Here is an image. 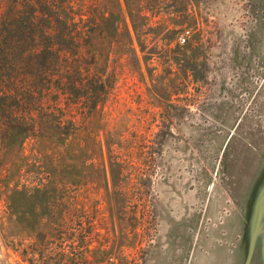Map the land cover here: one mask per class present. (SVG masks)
Returning a JSON list of instances; mask_svg holds the SVG:
<instances>
[{
  "label": "rangeland",
  "instance_id": "374dc122",
  "mask_svg": "<svg viewBox=\"0 0 264 264\" xmlns=\"http://www.w3.org/2000/svg\"><path fill=\"white\" fill-rule=\"evenodd\" d=\"M0 90V264L237 260L264 0H0Z\"/></svg>",
  "mask_w": 264,
  "mask_h": 264
},
{
  "label": "crops",
  "instance_id": "0c3cea01",
  "mask_svg": "<svg viewBox=\"0 0 264 264\" xmlns=\"http://www.w3.org/2000/svg\"><path fill=\"white\" fill-rule=\"evenodd\" d=\"M259 176L260 173L254 175L248 174L249 180L246 178L243 181L246 182L243 184V186L245 187V189L242 191L244 193V196L241 197V201H242L241 203L243 205L239 203L237 211H232L230 217L225 221H223L222 223V225L225 223L224 230L226 231L227 235L230 238L233 237V234L231 232V220L237 218V228L238 230H240L241 233L239 239L235 238L233 240H230L229 245L231 244L233 247H239L238 248L239 255H237L238 256L237 260H235L234 257L231 261H226L228 264H238V263L244 264L245 257L247 256L248 253V247L250 245L249 243L250 235L248 232V229L250 228L251 225L250 220H252V218H250V215L252 216L255 213L256 209H258V211L261 212V214H264V182L257 181ZM262 179L264 180V177H262ZM254 198H256L255 202H254ZM236 233H238V231ZM221 253L222 252L218 250V252H215L214 256H212L206 261L203 260L202 263L201 262L200 263L221 264L222 262V264H225V259L223 257L222 258L220 257L223 254ZM239 259L240 262H238ZM248 264H264V233L262 232L259 233L257 235V238L255 239L254 250L252 252V256L250 257Z\"/></svg>",
  "mask_w": 264,
  "mask_h": 264
},
{
  "label": "water",
  "instance_id": "95a60500",
  "mask_svg": "<svg viewBox=\"0 0 264 264\" xmlns=\"http://www.w3.org/2000/svg\"><path fill=\"white\" fill-rule=\"evenodd\" d=\"M258 205V202H257ZM256 207V206H255ZM252 220H250L251 225L250 228L248 229L250 239H249V247H248V253L247 256L245 257L244 264H248L250 257L252 256V252L254 250V242L255 239L257 238V235L259 233H264V214H261V212L256 209L255 213L251 216Z\"/></svg>",
  "mask_w": 264,
  "mask_h": 264
},
{
  "label": "trees",
  "instance_id": "16d2710c",
  "mask_svg": "<svg viewBox=\"0 0 264 264\" xmlns=\"http://www.w3.org/2000/svg\"><path fill=\"white\" fill-rule=\"evenodd\" d=\"M62 11H63L62 13H64V15H65L66 12H64V10H62ZM47 14L48 13H46L44 10V11L40 12L38 17H44V16H47ZM55 14H56V18H59L58 13H55ZM7 97H8V93L6 92V90H0V100L3 101ZM10 122H12V121L7 122V124H5V122H3V121L1 122V128L5 129L3 131L0 130V139H2V141H3V144H1V145L3 147L4 146L6 147L7 144L8 145L13 144L17 140V137H19L20 139H24L23 135L19 134L18 132H15L17 129L20 128L19 126L17 128H15V126H11L12 127L11 130L10 131L7 130V127H5V126H7ZM5 131H7L6 134H5Z\"/></svg>",
  "mask_w": 264,
  "mask_h": 264
},
{
  "label": "built area",
  "instance_id": "2783aa9c",
  "mask_svg": "<svg viewBox=\"0 0 264 264\" xmlns=\"http://www.w3.org/2000/svg\"><path fill=\"white\" fill-rule=\"evenodd\" d=\"M188 33V32H187ZM186 33V34H187ZM186 34H181L180 36H179V38H178V40H179V42L180 43H184L185 42V40H186V38H187V35Z\"/></svg>",
  "mask_w": 264,
  "mask_h": 264
}]
</instances>
